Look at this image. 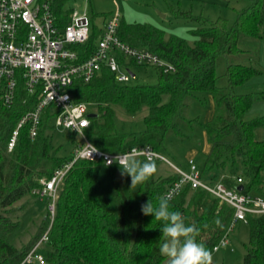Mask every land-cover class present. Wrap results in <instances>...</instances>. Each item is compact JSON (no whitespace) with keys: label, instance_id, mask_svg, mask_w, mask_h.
I'll use <instances>...</instances> for the list:
<instances>
[{"label":"trees","instance_id":"16d2710c","mask_svg":"<svg viewBox=\"0 0 264 264\" xmlns=\"http://www.w3.org/2000/svg\"><path fill=\"white\" fill-rule=\"evenodd\" d=\"M69 1L52 0L54 15L62 27L71 21L73 10L68 9ZM243 1L246 5L237 10L232 26L224 18L212 21L193 16L191 12H179V17L200 23L193 32L194 45L178 36L166 39L165 33L153 25L127 24L121 19L118 35L125 42L157 53L173 63L176 71L164 73L153 67L159 77L155 85L121 84L107 69L89 82L75 81L70 88L74 101L87 103L91 112L97 114L90 118L88 138L106 152H124L143 146L163 152L170 134L183 137L184 124L193 127L199 123V118L187 116L189 99L200 100L197 93L209 92L215 100L216 112L204 126L210 150L203 165L198 164L202 178L215 183L221 171L228 167L229 174L234 175L241 161L243 170L235 176H241L248 188L264 195V140L256 134L258 128L264 127V116L247 119L252 96L233 91L259 71L230 64L225 74L228 86L224 88L218 85L216 70L219 57L242 51L238 46L241 35L264 39V0ZM101 33V28L91 23L87 42L74 47L80 52V61L93 53ZM38 100L39 94H30L23 82L12 104L4 101L0 91V264H21L48 231V240L41 248L45 264H166L159 251L164 242L160 230L163 223L154 216L144 215L141 205L149 199L155 205L179 175L163 177L155 172L140 185V202L136 208L133 197L115 179L111 171L115 166H106L102 161L78 159L59 185L56 198L49 197L55 205L54 216L49 211L27 245L13 243L10 236L20 232L22 222L14 219L10 207L33 190H42L43 181L50 180L57 169L74 157L59 155L53 149L52 134L56 127L48 115L37 137L31 138L29 126L24 127L14 149L8 150L17 123ZM117 107L129 115L147 107L143 127L127 130L119 126ZM155 164L157 168L159 163ZM103 166L109 168L115 207L104 197L98 182ZM232 180L229 182L235 185L236 180ZM170 205V210L183 214L187 224H195L200 229L198 242L204 243L212 254L229 235L234 208L220 203L207 190L187 184L172 198ZM248 225L249 243L243 264H264V214L249 215Z\"/></svg>","mask_w":264,"mask_h":264},{"label":"built area","instance_id":"2783aa9c","mask_svg":"<svg viewBox=\"0 0 264 264\" xmlns=\"http://www.w3.org/2000/svg\"><path fill=\"white\" fill-rule=\"evenodd\" d=\"M120 21L118 9L105 21L93 53L80 61V52L74 47L85 44L89 39L91 21L87 12L82 15L72 12L71 21L62 27L54 15L52 0H0L2 97L6 103L12 104L20 82H23L30 94H39L35 107L26 112L17 123L8 142V150L14 149L24 127L29 126L31 138L37 137L42 122L48 115L56 128L83 137V141L77 145L73 160L57 169L50 180L43 181V194H48L53 199L56 198L65 175L78 159L102 161L106 166H120V161L115 158L132 153L141 160L165 162L175 170L179 179L166 191L172 193V198L189 184L192 188L201 187L212 193L220 203L231 205L234 214L230 231L239 223H248L249 215H263L264 195L248 188L241 176H236L235 185L230 187L223 180L211 183L202 178L201 169L194 158L188 159L189 170H185L151 146L133 147L128 151L112 153L100 150L88 138L86 130L91 124V110L87 103L74 101L70 88L75 81L89 82L103 69H107L119 83L127 84L137 77L133 73V66L157 67L164 73L176 71L173 63L157 53L125 42L118 35ZM108 160L112 162L109 164ZM52 207H55L54 203ZM48 232L21 264H45L41 248L48 240ZM224 242L226 239L220 244ZM218 249L219 246L214 251Z\"/></svg>","mask_w":264,"mask_h":264},{"label":"rangeland","instance_id":"374dc122","mask_svg":"<svg viewBox=\"0 0 264 264\" xmlns=\"http://www.w3.org/2000/svg\"><path fill=\"white\" fill-rule=\"evenodd\" d=\"M246 3L243 0H70L68 9L73 14L82 15L88 13L91 23L101 28L107 18L119 9L121 19L127 24H150L165 33V38L178 36L194 45L196 37L193 32L200 27L198 21L185 19L178 16L179 12H191L193 16H200L212 21L224 18L232 26L237 19V10L242 9ZM242 50L238 54L221 56L217 59L218 85L226 88L228 78L225 75L227 66L240 64L253 67L259 73L255 74L244 84L235 86L233 91L237 94H250L252 104L246 115L247 119H254L264 116V39H258L248 35H241L238 43ZM135 79L129 81L130 85L144 84L155 85L158 83V74L153 67L133 66ZM200 100L189 99L187 116L191 119L199 118V123L190 127L183 125L185 136L180 137L170 134L166 148L163 153L176 165L189 170L188 159L194 157L199 165H203L209 150V141L205 133V124L209 118H214L216 103L209 92L197 93ZM117 123L119 126L130 129H141L143 118L148 114V108L143 107L134 115H129L124 109L117 107ZM211 119V120H212ZM257 137L264 140V127L256 130ZM83 141L80 134L70 135L61 128H55L52 134V146L58 150L59 155L74 156L75 149ZM243 166L241 161L235 168V174L241 173ZM115 179L121 185L124 192L133 197L135 207L140 202V185L131 188V178L122 175L120 166L111 168ZM231 168L221 171L218 180H223L227 186L233 181L235 174H229ZM175 170L167 163L160 162L157 165V176L175 175ZM207 180V179H206ZM102 194L107 201L115 207L112 179L109 168L103 166L98 179ZM255 192V191H254ZM53 194V193H52ZM57 196V195H56ZM50 195L43 194V189H35L32 193L24 196L13 204L12 216L15 220H21L22 229L18 234L10 236L16 245H27L38 233L42 221L51 215L54 216L55 207L50 203ZM53 219V217H52ZM249 243L248 223H239L236 228L229 232L226 242L219 245V249L212 254V264H243L246 254V245ZM166 261V258L164 262Z\"/></svg>","mask_w":264,"mask_h":264},{"label":"clouds","instance_id":"9594fccd","mask_svg":"<svg viewBox=\"0 0 264 264\" xmlns=\"http://www.w3.org/2000/svg\"><path fill=\"white\" fill-rule=\"evenodd\" d=\"M115 159L120 161L122 175L131 178V188L147 182L157 170L153 160H141L132 153ZM108 162L110 164L112 161ZM171 200L172 193L169 192L159 197L155 205L150 199L141 205L144 215L154 216L156 221L163 223L160 230L164 242L159 251L166 258V264H212L211 251L204 243L198 242L200 229L195 224H187L182 213L170 210ZM216 223L219 225L220 221L217 220Z\"/></svg>","mask_w":264,"mask_h":264},{"label":"water","instance_id":"95a60500","mask_svg":"<svg viewBox=\"0 0 264 264\" xmlns=\"http://www.w3.org/2000/svg\"><path fill=\"white\" fill-rule=\"evenodd\" d=\"M133 76H134V74H133ZM96 116H97V114L92 113V112L89 114V117H90V118H93V117H96ZM240 189H242V187H240Z\"/></svg>","mask_w":264,"mask_h":264},{"label":"crops","instance_id":"0c3cea01","mask_svg":"<svg viewBox=\"0 0 264 264\" xmlns=\"http://www.w3.org/2000/svg\"><path fill=\"white\" fill-rule=\"evenodd\" d=\"M103 28H104V25L101 27V31H103ZM211 119H212V118H209L208 120L210 121ZM209 121H208V122H209ZM209 150H210V144H209ZM209 150H208V151H209ZM190 158H194V157H190Z\"/></svg>","mask_w":264,"mask_h":264}]
</instances>
